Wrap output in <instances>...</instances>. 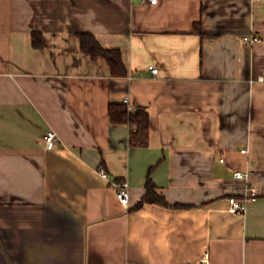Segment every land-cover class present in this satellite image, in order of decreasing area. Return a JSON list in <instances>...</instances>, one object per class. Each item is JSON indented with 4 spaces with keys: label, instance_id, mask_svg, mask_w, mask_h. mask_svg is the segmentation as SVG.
Returning <instances> with one entry per match:
<instances>
[{
    "label": "crops",
    "instance_id": "1",
    "mask_svg": "<svg viewBox=\"0 0 264 264\" xmlns=\"http://www.w3.org/2000/svg\"><path fill=\"white\" fill-rule=\"evenodd\" d=\"M82 32L128 73L85 54ZM126 97L148 113L145 144L111 120ZM100 166L129 181V208ZM151 167L183 206L134 208ZM206 249L264 264V0H0V264H197Z\"/></svg>",
    "mask_w": 264,
    "mask_h": 264
},
{
    "label": "trees",
    "instance_id": "2",
    "mask_svg": "<svg viewBox=\"0 0 264 264\" xmlns=\"http://www.w3.org/2000/svg\"><path fill=\"white\" fill-rule=\"evenodd\" d=\"M195 29L201 34L204 31L200 23L195 24ZM81 49L82 51L91 56L93 59L104 58L110 65L113 75H126L128 70L123 60V55L120 49L104 47L99 40L88 32L79 33ZM33 44L36 47H42L44 44V38L42 33L34 32ZM109 114L111 120L114 123H130L135 129L132 130V140L138 144L146 143V136L148 132V113L142 109H137L135 112H131L128 109L127 104L111 103L109 107ZM153 167L150 168L146 179V193L142 199L134 206V208H140L146 203H158L165 206H183L181 204H171L166 196L158 191V186L152 178Z\"/></svg>",
    "mask_w": 264,
    "mask_h": 264
},
{
    "label": "built area",
    "instance_id": "3",
    "mask_svg": "<svg viewBox=\"0 0 264 264\" xmlns=\"http://www.w3.org/2000/svg\"><path fill=\"white\" fill-rule=\"evenodd\" d=\"M151 3H156L157 0H149ZM143 2H146V0H143ZM245 41H247L250 44H254L257 41L260 40V37H258L255 34H248L244 37ZM149 69L154 74H159V68L155 67L154 65H149ZM125 104H127L128 109L131 112L137 111V107L131 103L130 99L126 97L123 101ZM46 142L48 144L49 148L54 147L55 143L58 141L59 136L58 134L51 130L49 131L45 136ZM248 149L244 148L242 149V152H247ZM224 160V159H222ZM100 174L108 179L110 183L114 186L116 197L118 200L126 207H130V196H131V186L128 180H121L116 181L112 179L109 175V173L106 171L104 166L99 167ZM235 176L237 178H248L249 174L245 173L243 171H236ZM260 194L259 189L256 186H247L245 192L240 196H232L229 198V212L233 214H244L248 210L250 203L258 197ZM186 264H193V263H186ZM197 264H211L210 260V252L208 249L203 253V255L198 260Z\"/></svg>",
    "mask_w": 264,
    "mask_h": 264
}]
</instances>
